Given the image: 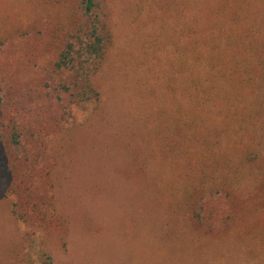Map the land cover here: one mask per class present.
Wrapping results in <instances>:
<instances>
[{
    "label": "rangeland",
    "instance_id": "1",
    "mask_svg": "<svg viewBox=\"0 0 264 264\" xmlns=\"http://www.w3.org/2000/svg\"><path fill=\"white\" fill-rule=\"evenodd\" d=\"M107 1L114 42L98 77L102 100L77 105L61 88L70 75L53 67L76 0H0V112L22 140L4 149L0 264H38L40 251L54 264H264V73L230 94L191 92V77L219 69L209 32L196 63L188 39L191 17L216 0ZM234 1L252 34L243 37V24L233 34L254 44L264 0ZM221 51L216 63L230 59ZM238 57L258 63L248 50ZM177 104L185 142L191 121L215 132L212 144L235 166L233 196L178 180L189 141L174 167L155 157V131L176 125ZM238 149L249 150L248 164Z\"/></svg>",
    "mask_w": 264,
    "mask_h": 264
},
{
    "label": "trees",
    "instance_id": "2",
    "mask_svg": "<svg viewBox=\"0 0 264 264\" xmlns=\"http://www.w3.org/2000/svg\"><path fill=\"white\" fill-rule=\"evenodd\" d=\"M76 2L74 16L72 14L69 26L63 29V34L58 38L57 57L53 67L57 72H66L70 75V78L61 84V88L73 103L77 105H97L102 100L98 77L105 67L114 42L110 13L107 12L109 3L107 0H76ZM231 2L235 1L216 0L214 4H207L208 10L200 11L190 19L188 39H190V52L194 55V63L201 58L198 48L204 43L201 38L206 31L210 33V37L205 45H208L215 53L217 52L215 57L213 54L211 58L214 62L213 67L215 69L219 68L216 72H211L207 76L198 75L191 77V85L189 86L191 92L203 87L208 95H213L219 91L220 93L230 94V87L245 90L247 86L250 87L252 85V77H247L251 72L264 73V35L254 44L252 42L246 44L243 40L239 41L237 34H233L234 26L243 24L244 38H251L252 29L247 24L249 18L248 13L245 11L246 9L229 7ZM201 20L206 21L205 24H200ZM245 27L248 28L246 29ZM222 48H225L224 54H230V59L229 57L227 59L223 57V61L216 63L215 61L220 60L222 56ZM245 50L251 51L258 57L256 65H252L247 59L242 60L238 57ZM261 78L264 80V75ZM1 104L2 96L0 95V107ZM195 107L198 108L199 105H195ZM173 109L176 127L167 128L165 126L164 129V124L157 127L154 136L155 145L156 141L158 142L155 157L160 158L163 163L165 162L174 167L180 157L184 158L189 153V141L190 149L193 150V153L191 151L189 164L187 162L185 170L179 173L178 180L184 181L183 183L185 184L188 182L192 183V186L188 189L193 191H199V189L204 188L203 191L209 194L216 191L233 196L234 191H236L234 190L236 188L232 175L235 166L228 161V155L223 153L224 151L220 146L216 148L212 144L215 140V132L210 126L198 127L197 122L191 121L190 127L195 125L192 126L194 131L192 136L190 133L191 137L185 142L183 137L187 135V122L181 120L183 114L179 104L175 105ZM244 110L246 109L244 108ZM195 117L200 119L197 114ZM13 130H9V126L3 120L0 112V174L2 177H6L5 170L7 166L6 151L4 149L10 150L22 144L20 133L15 131V129ZM203 133H207V138L205 136L201 138ZM140 151V158L145 163L143 159L145 152L144 150ZM238 151L248 164L249 150L242 151L238 149ZM224 157L228 160H223ZM223 166L230 173L226 174L224 172L226 175L222 174L221 168ZM205 168L208 171H205ZM217 174H221L218 177L220 180L215 179ZM202 181H205V183L207 181L206 186L202 187ZM208 183L210 184L207 187ZM27 235L31 239L33 238L31 234H26L25 236L27 237ZM32 242L31 245L33 246ZM37 260L38 264H54L52 255L46 251H40Z\"/></svg>",
    "mask_w": 264,
    "mask_h": 264
}]
</instances>
